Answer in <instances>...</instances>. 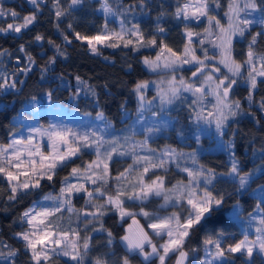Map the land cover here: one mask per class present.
Listing matches in <instances>:
<instances>
[{"label":"trees","instance_id":"16d2710c","mask_svg":"<svg viewBox=\"0 0 264 264\" xmlns=\"http://www.w3.org/2000/svg\"><path fill=\"white\" fill-rule=\"evenodd\" d=\"M186 1L143 0L142 5L141 0H108L114 13L106 15L102 8L104 0H83L82 4L71 8L70 0H59V9L57 0H38L37 5L31 4L30 0H2L6 10L12 9L19 13L17 18L8 15L4 23L5 27L9 23H21L20 17L34 11L37 13V20L27 29H22L20 33L0 32V51L6 50L8 53L0 56V75L10 80L15 76L18 81L16 88L5 91L0 89V144L9 143L11 137L21 127L16 116L30 114L31 110L26 107V99H40L36 104L39 106L43 102L42 93H47L50 99L68 108L92 115L102 113L114 127H118L117 129L122 127L120 132L126 131L125 128L138 108L133 91L134 85L151 77L150 71L142 63L143 58L153 57L160 49L152 46L134 51L131 46L127 48L100 46V53L94 54L90 52L86 43L73 39L74 33L95 35L104 29L105 24L109 30L119 31L121 21L127 27L138 24L146 38L156 35L158 28H163L164 34L156 35L157 42L163 40L173 51L180 52L187 42L183 28L187 26L194 32H202L207 27V21L203 18L201 21L189 23L174 16L175 10ZM218 2L220 7L210 14L222 21L228 0H218ZM57 10L65 14L57 18L55 15ZM69 24L71 28L68 27ZM261 31H264V25L257 22L245 31L243 37L234 38L233 54L237 61L246 59L252 35ZM37 35H42L44 39L35 40ZM65 36L68 40H65ZM202 38H193L198 56H202L198 44V40ZM21 45L24 46V51L20 50ZM204 47L208 48L209 54H217L207 41ZM255 50L264 53V35L257 37ZM50 58H55V62L49 63ZM26 68L30 70L25 71ZM242 73L246 75V69H243ZM77 77H80V80H77ZM240 79L243 80L242 77ZM93 92L95 95L92 94ZM234 98L240 101L238 114L249 120L255 134L244 133L241 137H236L234 133H229L231 127L241 119L237 114L232 117L225 131L213 132L214 134L211 132L212 139L214 138L212 141H208L202 135L196 137L203 121L194 120L188 105L180 98L178 107L172 105L169 109L164 108V112L171 117V124L148 141L151 147L171 146L184 153L199 148L195 151L198 164L214 170L217 174H226L230 171L233 156L239 162L241 174L252 173L243 188L239 186L238 181H233L227 175L217 176L214 181L215 188L212 190L224 194L225 202L223 208L203 228L194 230L186 241L185 250H191L188 264H201L206 255L204 241L207 237L214 236L223 229L226 235L221 241L222 246L234 244L243 239L245 234L253 238L257 226L251 229L246 218L254 209L262 212L264 217V106H262L264 83L258 84L251 100L248 96L237 94ZM216 140L221 142L222 147L219 149L210 147L209 143L213 144ZM94 157L95 153L92 149L82 150L79 157H74L73 162L67 167L57 169L52 181L42 180L39 189L27 195H20L16 200L8 199L10 188L0 177V251L7 253L9 247L6 246L19 249L15 264H32L23 241L16 235L28 227L26 222L20 219L23 212L33 203L38 204L43 195L59 196L60 189L64 186L63 177L68 176L73 167L83 168L85 163L93 161ZM133 161L130 156L120 157L114 154L109 162L112 178L102 190L113 194L116 187L114 178L128 169L129 165L133 166V171L128 178L135 180L136 173L142 169L139 165H134ZM177 163L180 165L179 168L176 167ZM183 165L195 167L191 159L184 157L170 163L166 171L163 169L153 171L155 175L164 176L166 187L170 188L178 180L187 179V173L182 171ZM150 178H154L152 172L145 177L146 180ZM97 186L86 182L89 191H94ZM103 199L97 193L91 203H86L88 196L85 192L74 193L70 196V206L65 205L53 218L54 223L59 225L58 230H76L80 232L81 237H91L90 248L83 264H95L97 258L106 261V264H121L125 256L137 264H158V260L154 258L146 262L139 255H130L120 242L119 238L124 233L130 217L126 216L122 220L118 212L107 211L98 220L91 216L85 219L83 211L89 213L95 211L92 205L103 203ZM45 203V206L53 207L60 201L46 200ZM163 203L162 198L154 197L143 204L126 201L124 206L137 213L143 207L146 211L156 212L160 216L179 210V208L161 207ZM138 217L148 228L146 218L141 215ZM87 221L91 222L87 223ZM86 223L87 228H85ZM155 240L159 242L160 237H155ZM80 243H83L82 239ZM174 261L175 255H170L166 264H174ZM0 264L6 262L0 259ZM47 264H75V262L62 254L53 253ZM230 264H264V255L255 251L252 259L247 260L240 253H236L233 254Z\"/></svg>","mask_w":264,"mask_h":264},{"label":"snow or ice","instance_id":"6c2138e0","mask_svg":"<svg viewBox=\"0 0 264 264\" xmlns=\"http://www.w3.org/2000/svg\"><path fill=\"white\" fill-rule=\"evenodd\" d=\"M33 5L38 4V0H30ZM83 0H70L69 7L80 5ZM143 5V0H141ZM59 9V0H57ZM220 7L218 0H187L175 10L174 16L182 18L189 23L207 21V27L202 32H194L187 26L185 35L187 42L182 51L176 52L168 47L161 40L157 42L156 35H163L165 30L158 28L156 35L146 38L138 24L127 27L123 21L120 23L119 31L109 30L107 24L104 29L95 35H83L75 32L73 39L86 43L90 52L100 53V46L127 48L138 51L142 47H158L159 53L154 59L144 57L142 63L152 72L167 70L173 73L165 82L157 84V96L160 104H172L179 100L184 93H191L194 99L188 105L191 115L197 122L204 121L207 124H215L218 131L222 132L230 117H235L240 109V101L232 98L238 80L242 77L249 89L248 99H252V93L257 90L258 84L264 83V53L257 52L255 45L258 36L264 35V31L252 35L246 53V59L237 61L234 57L233 40L235 37H243L245 31L254 23L247 17L260 12L264 15V0H228L227 11L224 16L227 18V26L221 20L210 13ZM102 8L105 14H113L114 10L104 0ZM61 10H57V18L64 15ZM243 14V16H242ZM10 15L13 18L19 17V13L12 9H5L0 0V16ZM21 23H9L6 27L0 28V32L20 33L22 29H27L37 20V13L34 11L29 15L20 17ZM264 25V18L259 21ZM71 28V24L68 25ZM193 37H203L198 40L202 56L197 55V48L194 46ZM214 37V39H213ZM42 35L35 36V40H43ZM65 40L68 37L65 36ZM208 42L214 50H218L217 55H209L208 48L204 47ZM49 43H54L49 41ZM71 43V41H69ZM21 51L24 46L21 45ZM59 51V46L57 45ZM8 55L7 51H0V56ZM64 55V53H61ZM31 62V57H29ZM55 58H50L49 63H54ZM184 65H191L186 69L191 72L189 78L181 75L177 80L175 73ZM221 66L226 72H221ZM192 68L195 70L193 71ZM246 69V75L242 70ZM30 69H25L28 71ZM0 89L16 88L18 81L15 76L11 80L0 75ZM80 80V77H77ZM149 81H139L134 85L133 91L140 101L141 109L151 101L145 100L144 92L149 87ZM166 85V86H161ZM95 95V93H92ZM212 97V101H207ZM155 99V98H154ZM210 105V110L209 109ZM264 106V105H262ZM103 117V114H98ZM155 115V114H154ZM111 124L105 121L104 127L97 130L78 132L66 125H49L48 129H31L27 138L21 136L19 139H12L10 143L0 144V177H2L10 188L9 200H16L20 195H27L33 190L41 187V181H52L58 168L67 167L73 162V158H78L82 150L92 149L96 159L86 164L83 168L73 167L68 176L63 177L64 186L60 189L59 196H45L44 200L60 201L53 207L34 204L21 215L20 219L27 224V229L16 235L23 241L25 250L30 254L32 264H47L52 258L53 253L62 254L69 257L75 264H83L85 256L90 248L91 237H81L76 230H58L59 225L54 223L53 218L65 205L70 206V196L74 193L85 192L88 196L86 203H91L97 193L103 199V203H95L92 206L95 211L85 214L93 219H100L107 211L119 213L120 218H132V225H129L128 234L121 237L125 242V247L129 254L140 255L144 261L153 258L158 260V264H166L170 255H175V264H188L189 251L185 250V244L194 230L203 228L222 208L225 202V195L214 192V181L217 176L227 175L238 181L243 188L252 173H240L239 162L233 156L231 158V168L226 174H217L214 170L199 165L196 159V152H179L176 149L166 146L159 153L150 149L148 146L149 136L160 131V127L153 126L145 129V138L141 141L131 142V137H123L128 143V149L134 155V165H139L141 171L136 173V179L130 180L129 174L133 171L130 165L124 172L119 173L114 179L116 187L113 194L103 191L109 179H111L109 162L114 154L124 155L118 150L120 145L119 137L106 139L108 129ZM35 133L40 137H47L50 151L45 153L42 146L37 143ZM134 135V133H133ZM107 146V147H106ZM147 150L149 154L139 155L137 149ZM187 157L191 159L195 167H184L182 171L187 173L186 180H178L172 187H166L165 177L155 175L153 170L163 169L173 161H179ZM179 168V163L176 164ZM152 172L154 178L148 180L145 177ZM76 179L77 183H72ZM86 182L98 185L94 191H89ZM203 185V186H202ZM159 197L163 199L161 207L180 208L182 211H173L168 215L160 216L156 212L146 211L143 207L139 213L130 211L124 205L125 202L143 204L151 198ZM63 198V199H62ZM69 207V211H71ZM137 215L146 218L148 230L140 225L135 219ZM91 221H87L90 223ZM87 223L85 228H87ZM260 227L256 229L255 239H249L245 234L243 239L234 244L222 246V239L226 233L220 229L205 239L206 256L201 264H230L233 254L240 253L247 260L252 259L254 252L258 249L264 255V217L259 220ZM135 225V229H133ZM95 231V229H93ZM151 233L157 237L164 238L163 242L157 245L154 243ZM111 236V232H109ZM83 240L81 244L80 241ZM110 243V241H109ZM149 246L151 251H146L145 246ZM6 246V245H5ZM4 253L0 251V259L6 264H15V258L19 249H12ZM95 264H106V261L97 258ZM121 264H131L128 256L121 260Z\"/></svg>","mask_w":264,"mask_h":264},{"label":"rangeland","instance_id":"374dc122","mask_svg":"<svg viewBox=\"0 0 264 264\" xmlns=\"http://www.w3.org/2000/svg\"><path fill=\"white\" fill-rule=\"evenodd\" d=\"M183 3H185V2H183ZM226 11H227V8H226ZM7 16L8 15L0 16V28L5 27L4 23L7 19ZM242 16H243V14H242ZM247 18L253 20L254 23H257L260 21V19L264 18V15H262L260 12H257V13H254L252 16H249ZM180 19H182V18H180ZM221 23L224 24L225 26H227V18L225 16H224V20H222ZM6 26H7V24H6ZM183 33L185 35V28H183ZM185 37H186V35H185ZM237 37H240V36H237ZM213 39H214V37H213ZM159 51L153 57H150V58L154 59L156 57V55L159 53ZM216 52H217V54L210 53L209 55L210 56L217 55V57H218V50H216ZM191 67H192L191 65H184L181 69H179L175 73L177 80L180 79L181 75L183 77H185L186 79L189 78L191 76V72L187 71L186 69L191 68ZM148 70L151 73L150 74L151 77H150V79L147 80L150 83H149V87L145 90L144 95H145V100L151 101V104H145L144 108L141 109L140 101L138 100L137 95L134 92L135 97L137 99L138 108H137V111L134 114V116L131 118L129 124L125 128L126 131L120 132L122 130V127L120 129H117L118 127H114V125L111 124L110 121L104 115H103V117L98 115L100 113L92 115V114H89L86 112L77 111L76 109H73V108H68L63 104L50 99V97L47 93H42L43 102L39 106H36V104L40 99H38V98L26 99V107L29 110H31L30 114H28L27 116L23 115V114L16 116V120L19 121L21 127L11 137L9 143L12 141V139H19L21 136L27 138L31 129L40 128V129L44 130V129H48L49 125H51V124H56L58 126L66 125L68 127L73 128L74 130H76L78 132H84V131H89L92 129L99 130V129L104 127L105 121H107L111 124V128L108 129V134H106L105 138L111 139L112 137H119L120 138V145L122 147L118 151L125 153L124 155H118V154H116V155H118L120 157L130 156L134 159V155L128 149V143L125 142L123 137H126V136L131 137L132 138L131 142L135 143L136 141H141L145 138V129L153 127V126L160 127L159 132L149 136V139H148V141H149L152 137H154L157 134H159L160 132H162L166 127H168L171 124V117L167 113L164 112V108L169 109L172 105L178 107V101H179V100H176L172 104L161 105L159 97L157 96V84H159L161 81L166 82L171 77V75L173 73H171L170 71H167V70H158L157 72H152L150 69H148ZM192 70L194 71L195 69L192 68ZM221 70H222V72H226V69H224L222 66H221ZM161 86H166V85H161ZM235 94L243 95V96L249 95L248 86L241 79L238 80V86L235 87V89L232 93L233 99H235L234 98ZM181 98L183 99V101L186 102L187 105H189L190 101H192L194 99V97L192 96L191 93H184V95ZM208 101H212V97H208L206 102H208ZM207 110H210V105H209V109H207ZM238 116H240V114H238ZM240 117H241V119L239 121H237L231 127V130L229 131V133H231V134L234 133L233 135H235L236 137H241L242 134H244V133L246 135L247 134L248 135L255 134L253 132V129L251 128L252 125L249 122V120L246 117H242V115ZM232 119H233L232 117L229 118L227 124L223 128V131H225L226 127L229 126V123ZM211 132L212 133L218 132L215 124L214 123L213 124H207L203 121L201 129L197 133L196 137H199L200 135H202L203 137H206V139L208 141L209 140L212 141L214 138L212 139L213 136H211ZM133 133H134V135H133ZM32 134L35 136L36 142L41 144L42 151H44L45 153L50 151V146H49L47 137H40L39 135H36L35 133H32ZM209 144H210V147H214L217 149L222 147L221 142H219V140H216L213 144L212 143H209ZM148 146L150 149L156 150L157 153H159L161 150H163L166 147V146H161L159 148H155V147H151L149 144H148ZM198 149H195V151H197ZM177 151L182 152L180 150H177ZM189 152H191V151H186V153H189ZM137 154L146 155L149 153L147 152V150H140L138 148ZM113 157H114V155H113ZM95 159H96V156L94 157L93 160H95ZM88 163L89 162H86L85 165ZM129 166H128V168H129ZM183 167H184V165H183ZM188 167H191V166H188ZM71 182L77 183L76 179H72ZM45 196L46 195H43L40 198L38 204H35L37 206V208L39 207L38 205H40V204H43V205L46 204L45 203L46 200H44ZM33 206H34V203L32 205H30L26 210H28L29 208H31ZM130 211H132V210H130ZM178 211H182V210L179 208ZM133 212H135V211H133ZM83 213L86 214L89 212L85 210V211H83ZM261 217H263L262 212H260L257 209H254L248 215L246 220L248 221V225L251 227V229H254L256 226H257V228L260 227L259 220ZM135 219L139 221L140 225H142L145 228V230H148V228L145 227L144 224L141 222L138 215L135 217ZM129 225H132V218L131 217H130L129 222L125 226L124 233L119 238L120 242L122 243V245L124 246L125 249H126L125 242H123L121 240V237L128 234ZM135 227L136 226L133 225V229H135ZM149 235L151 236L153 242L157 243V245H159L160 243L163 242L162 238H160L159 242H156L155 237H157V236L153 235L150 230H149ZM256 235H257V232H255V235L253 238H249V239H255ZM164 239H166V237ZM145 250L151 251L150 247L147 245L145 246ZM256 251H259V250L257 249ZM140 257L144 260V258L142 256H140ZM175 260H176V256H175ZM215 263H217V262H215ZM131 264H137V263L131 262ZM174 264H175V261H174Z\"/></svg>","mask_w":264,"mask_h":264}]
</instances>
